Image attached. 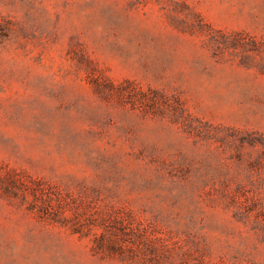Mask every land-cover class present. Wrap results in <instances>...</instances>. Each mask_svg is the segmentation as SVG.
<instances>
[{"label": "rangeland", "instance_id": "374dc122", "mask_svg": "<svg viewBox=\"0 0 264 264\" xmlns=\"http://www.w3.org/2000/svg\"><path fill=\"white\" fill-rule=\"evenodd\" d=\"M0 264H264V0H0Z\"/></svg>", "mask_w": 264, "mask_h": 264}]
</instances>
